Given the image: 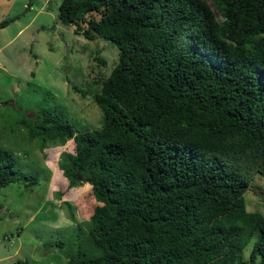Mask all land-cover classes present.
I'll return each instance as SVG.
<instances>
[{
	"label": "trees",
	"instance_id": "obj_1",
	"mask_svg": "<svg viewBox=\"0 0 264 264\" xmlns=\"http://www.w3.org/2000/svg\"><path fill=\"white\" fill-rule=\"evenodd\" d=\"M212 3L60 1L75 33L118 47L92 93L99 127L77 130L59 105L15 121L41 147L71 139L64 174L75 183L84 171L99 202L87 246L64 264H264V214L244 198L248 188L264 195L250 186L264 176V0ZM20 178L37 182L0 145V187Z\"/></svg>",
	"mask_w": 264,
	"mask_h": 264
},
{
	"label": "rangeland",
	"instance_id": "obj_2",
	"mask_svg": "<svg viewBox=\"0 0 264 264\" xmlns=\"http://www.w3.org/2000/svg\"><path fill=\"white\" fill-rule=\"evenodd\" d=\"M60 1L0 0V22L14 17L0 26V145L13 150L17 175L37 177L32 185L20 178L0 187V264H64L87 246L89 215L99 203L84 171L75 183L64 174L61 166L73 152L71 139L41 147L38 139H28L26 126L15 124L22 114L53 105L62 106L79 131L102 123L92 93L115 65L118 47L75 33L58 18ZM74 84L87 94L80 95ZM250 186L264 188V176L256 173ZM244 198L247 210L264 214V195L248 188ZM258 234L243 248L244 257Z\"/></svg>",
	"mask_w": 264,
	"mask_h": 264
},
{
	"label": "water",
	"instance_id": "obj_3",
	"mask_svg": "<svg viewBox=\"0 0 264 264\" xmlns=\"http://www.w3.org/2000/svg\"><path fill=\"white\" fill-rule=\"evenodd\" d=\"M77 177H78V178H80V177H81V174H80V173H78V174H77Z\"/></svg>",
	"mask_w": 264,
	"mask_h": 264
}]
</instances>
